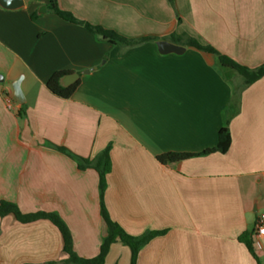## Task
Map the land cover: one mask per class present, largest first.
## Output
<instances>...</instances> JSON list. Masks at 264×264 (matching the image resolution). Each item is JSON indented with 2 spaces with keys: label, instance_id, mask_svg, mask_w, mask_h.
I'll use <instances>...</instances> for the list:
<instances>
[{
  "label": "crops",
  "instance_id": "1",
  "mask_svg": "<svg viewBox=\"0 0 264 264\" xmlns=\"http://www.w3.org/2000/svg\"><path fill=\"white\" fill-rule=\"evenodd\" d=\"M23 2L0 6V202L23 214L59 215L77 255L98 256L107 236L99 175L57 148L93 160L111 145V219L132 236L163 232L139 251L137 264H264V244L253 243L264 220V78L244 87L217 55L171 40L192 38L257 68L264 64V0H57L79 20L151 39L134 47L61 19L47 0ZM162 40L185 51L161 54ZM56 72L79 74L69 99L46 86ZM20 76L22 103L13 90ZM226 125L227 153L173 165L157 160L214 147ZM66 258L50 221L0 217V264ZM130 261L118 241L105 264Z\"/></svg>",
  "mask_w": 264,
  "mask_h": 264
},
{
  "label": "trees",
  "instance_id": "2",
  "mask_svg": "<svg viewBox=\"0 0 264 264\" xmlns=\"http://www.w3.org/2000/svg\"><path fill=\"white\" fill-rule=\"evenodd\" d=\"M48 10L60 17L61 19L81 25L86 28L89 32L99 37L103 41H107L112 45L119 47H134L141 45L147 41L149 38H142L137 40L127 39L113 30H108L100 26L92 25L88 22L77 19L71 12L62 10L57 3V0H47ZM37 17V15H35ZM171 40L183 44L185 46L194 47L202 52L217 55L219 63L222 67L233 70L237 72L244 81V87H248L260 79L264 78V64L251 69L244 65L239 64L232 58L222 55L210 46H204L198 43L192 38L188 39H177L176 37H171ZM67 75V72H56L48 80L46 86L48 90L63 99H69L79 82L69 86L63 87L61 84V79ZM232 143V137L228 126H224L218 132L217 144L209 149L204 150L199 154H186V153H167L157 157V160L163 165H173L181 161L188 160L191 158L207 156L215 153L225 154L229 151ZM60 152L74 159L80 170H86L89 168L94 169L99 175V195L101 203V216L107 226V236L103 239L100 246V251L98 256L94 258H83L77 255L74 250V240L72 233L57 214L46 213V212H35L29 214H23L17 205L11 202L1 201L0 202V217H5L7 215H13L20 223H31L38 220H48L53 223L60 231L63 238V252L67 255V258L62 262V264H105L107 255L111 249V246L118 241L123 245L129 247L131 251V261L130 264H137L139 251L148 244L154 237L163 234V232H147L146 234L136 237L128 234L118 223L113 221L107 211L105 206V192L107 189V176L111 171V158L110 151L111 145L107 146L96 158L93 160L84 159L78 157L65 148H57ZM249 249H252V243L246 241ZM49 264H56L51 262Z\"/></svg>",
  "mask_w": 264,
  "mask_h": 264
},
{
  "label": "water",
  "instance_id": "3",
  "mask_svg": "<svg viewBox=\"0 0 264 264\" xmlns=\"http://www.w3.org/2000/svg\"><path fill=\"white\" fill-rule=\"evenodd\" d=\"M23 3H24L23 0H0L1 7L5 9H11V10L22 7ZM41 11L43 13L46 12V7L45 6L42 7ZM157 47L161 54H170V53L182 54L185 51V47L171 43L166 40L157 42ZM78 79H79V74L77 73L67 74L61 79V84L63 87H69L75 84ZM14 93H15V98L20 103H22L24 100H23V94H22L21 87H20V82L16 83L14 87Z\"/></svg>",
  "mask_w": 264,
  "mask_h": 264
},
{
  "label": "built area",
  "instance_id": "4",
  "mask_svg": "<svg viewBox=\"0 0 264 264\" xmlns=\"http://www.w3.org/2000/svg\"><path fill=\"white\" fill-rule=\"evenodd\" d=\"M254 246L256 248L261 249L264 244V220L260 219L256 226L254 231Z\"/></svg>",
  "mask_w": 264,
  "mask_h": 264
},
{
  "label": "rangeland",
  "instance_id": "5",
  "mask_svg": "<svg viewBox=\"0 0 264 264\" xmlns=\"http://www.w3.org/2000/svg\"><path fill=\"white\" fill-rule=\"evenodd\" d=\"M231 72H233V74H236V73H234L233 70H231ZM17 82H22V76H20V77L17 79V81L13 84V90H14V87H15V85H16Z\"/></svg>",
  "mask_w": 264,
  "mask_h": 264
}]
</instances>
